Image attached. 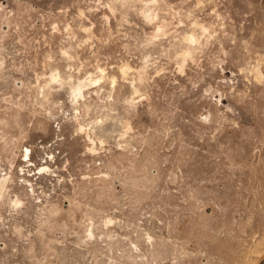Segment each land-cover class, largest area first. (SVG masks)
I'll return each mask as SVG.
<instances>
[{
	"label": "rangeland",
	"instance_id": "obj_1",
	"mask_svg": "<svg viewBox=\"0 0 264 264\" xmlns=\"http://www.w3.org/2000/svg\"><path fill=\"white\" fill-rule=\"evenodd\" d=\"M0 264H264V0H0Z\"/></svg>",
	"mask_w": 264,
	"mask_h": 264
},
{
	"label": "bare ground",
	"instance_id": "obj_2",
	"mask_svg": "<svg viewBox=\"0 0 264 264\" xmlns=\"http://www.w3.org/2000/svg\"><path fill=\"white\" fill-rule=\"evenodd\" d=\"M77 91V90H76ZM78 94H79V92H77ZM42 170H44V169H46V166H43L42 168H41ZM2 185V184H1Z\"/></svg>",
	"mask_w": 264,
	"mask_h": 264
}]
</instances>
